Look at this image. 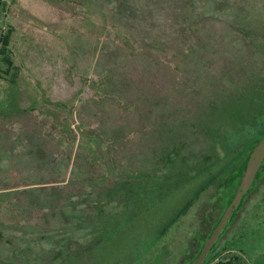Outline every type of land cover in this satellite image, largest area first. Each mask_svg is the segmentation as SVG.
Here are the masks:
<instances>
[{
    "label": "rangeland",
    "instance_id": "rangeland-1",
    "mask_svg": "<svg viewBox=\"0 0 264 264\" xmlns=\"http://www.w3.org/2000/svg\"><path fill=\"white\" fill-rule=\"evenodd\" d=\"M116 2L0 0L20 69L16 83L0 79V264H184L204 211L220 217V183L239 158L213 177L169 170L202 165L214 142L247 149L264 126L250 112L264 109V0H130L122 19ZM190 17L192 44L179 29ZM144 31L177 40L161 44L160 67L127 56L161 72V88L144 76L117 87L129 109L97 110L103 88L116 90L104 54L124 34L138 52ZM206 264H264V174Z\"/></svg>",
    "mask_w": 264,
    "mask_h": 264
},
{
    "label": "trees",
    "instance_id": "trees-1",
    "mask_svg": "<svg viewBox=\"0 0 264 264\" xmlns=\"http://www.w3.org/2000/svg\"><path fill=\"white\" fill-rule=\"evenodd\" d=\"M117 1L118 2H116L114 6V12L120 16V19L128 18L129 17L128 13H130V9H131L130 0H117ZM2 7H5V3L2 4ZM136 16L138 17L137 14ZM179 19L182 20V22H180L179 25L183 26L181 28L179 27V29L180 30L188 29L187 33L191 36V40H193L191 44L195 43L194 40L195 39L197 40L199 37V35L196 33L199 20L192 19V17H190V19L188 18H182V19L179 18ZM172 22H173L172 24L174 25L176 29L177 21L176 23L175 21H172ZM11 34H12L11 27H8L5 31H3L0 34V79L8 80L11 84H14L16 83L20 69L15 64L13 53L10 48ZM185 34L186 32H184L181 36ZM126 36L127 34H124L122 36L119 35L118 38H119L120 43H118L117 45L115 44L114 49L111 52L109 51L110 53L106 52L107 54H104L105 62H107L108 65L106 67V72L103 73V77L105 78L104 80H108V82L114 85L116 90H110V89L107 90L104 87L102 93L98 96L96 100V105L98 106L97 110H99L100 108L103 111V113H109L112 110L116 112L115 110H118L121 108L129 109L130 105L127 104L128 96L126 95V92L118 91L117 87H121V86L130 87V85L133 84L131 82H137L138 79L142 80V78L145 76L147 81H149L148 84L151 83V85H157L159 88H161V72H156V70L154 69H146V67H144L143 69V66L140 67V65L136 62H134L133 66H131L130 61L132 58L131 59L127 58V56L132 57L131 54H134L137 57L139 55L141 56L139 57L140 59L144 58L148 60L149 62L157 64L160 67L161 66V61H160L161 52H164L166 50L165 48H163V46L174 45V43L177 42L176 37H174V34L171 35L166 32H163L160 34L158 33L153 34L149 31H144L143 33L140 34V37H139L140 50L136 52V47L133 45L132 42L129 41V37L133 38V36L132 35H129V37H126ZM134 40H136L135 37H134ZM169 49H170V52L168 53L167 51V55L169 54L167 61L176 63L180 59L179 51L175 50L172 47H170ZM115 58L117 60H115ZM114 65L117 67L113 71V68L115 67ZM153 90L154 89L152 87L147 88V92L148 91L152 92ZM117 102L119 103V105H116ZM254 109L255 111H253V109L250 108V112L254 118V121H256L257 120L256 115L261 113L262 111L264 112V109L260 110V109H257V107H254ZM113 122L114 121L110 120V121H106L105 123H107V125L109 123L108 127L110 126L109 128H112V130L115 131V135H116V129L114 127L115 125ZM72 124L74 127L76 126L78 127L77 124H79V121L77 120V116H76V119H74V122H72ZM255 125L256 123H254L255 129L254 128L253 129L255 131H258L259 135L252 142L253 144L249 146V148L245 149L246 148L245 142L244 140H241V139L226 143L227 145H224V146H219L216 144V142H214L212 144L213 146L211 150V154H212L211 157L208 159L206 158L203 161L202 165L195 166V165L181 164L180 167H178L176 170H174V168L172 170H169V174L170 175L172 174L174 175V177H177V178L181 177L182 179L183 177L190 178L196 172L200 173L204 171L208 173L209 177L211 176L213 177L218 171L220 170L225 171L227 166L231 164V161L235 160L231 158L236 156L237 158H239V160L236 159V162L234 163L232 170L228 172L226 175L227 179L222 180V182L220 183L221 188H220L219 196L220 197L222 196V198L224 197V206L222 209L224 210L226 206L225 204L227 203L230 195L233 193L236 182L239 178L241 163L243 162L247 153L250 151L253 145L264 135V126L263 125L260 126V124H257L256 126ZM202 131L206 132V128L204 129L202 128ZM216 166L218 167L214 169V167ZM173 170H174V173H172ZM263 174H264V166L262 170L260 171L259 179L262 177ZM198 188H196L195 191L193 190L191 192L189 196L190 198L188 199L187 203H189V200H191L195 195H197ZM247 195H248L247 193L244 195L242 205ZM239 210H240V207L236 210V212H238ZM218 219L211 224L209 232L212 230V228L214 227ZM168 224L169 222L166 223L165 227H167ZM208 233L202 239V242L198 246L197 251L193 255H191L190 259L187 260V264H190L193 258L198 254L203 243L207 239ZM135 243L137 244V246H139L137 241H135ZM132 244L133 242L129 245L130 250H128V254H127L128 258L130 257V254L132 253L131 252ZM215 246L216 244L210 249L208 258L210 257V254ZM125 262L126 261L124 260V263Z\"/></svg>",
    "mask_w": 264,
    "mask_h": 264
},
{
    "label": "water",
    "instance_id": "water-1",
    "mask_svg": "<svg viewBox=\"0 0 264 264\" xmlns=\"http://www.w3.org/2000/svg\"><path fill=\"white\" fill-rule=\"evenodd\" d=\"M264 166V135L253 145L241 163L239 178L218 221L210 231L198 254L190 264H203L225 227L229 224L243 196L253 187Z\"/></svg>",
    "mask_w": 264,
    "mask_h": 264
},
{
    "label": "flooded vegetation",
    "instance_id": "flooded-vegetation-1",
    "mask_svg": "<svg viewBox=\"0 0 264 264\" xmlns=\"http://www.w3.org/2000/svg\"><path fill=\"white\" fill-rule=\"evenodd\" d=\"M259 174H260V173H259ZM259 174H258V177H257V179H256V181H255L253 187L247 192V194H249L251 191L254 190V188H255L257 182L259 181ZM247 196H248V195H247ZM247 196H246V197H247ZM243 197H244V196H243ZM245 199H246V198H245ZM244 201H245V200H244ZM242 202H243V198H242ZM242 202H241V204H240V206H239L240 209H241V207L243 206V205H242ZM241 205H242V206H241ZM211 210H212V207H211V206H208V209H206V210L204 211L203 220L201 221V230H200V231H196V232L192 235V237H190V238H191V239H190V244H189L188 249L186 250V254H187V256H186V260H185L184 264H187V260L190 259L191 255H193V254L197 251V249H198L197 244H198L199 240L202 241L200 238L203 237V234H205L206 231H207V233L209 232V230H207V229L205 230L204 227L207 226L208 224L211 225V224L213 223L211 220H209V218H210V215H209V214H210ZM236 210H237V209H236ZM236 210H235L234 215L232 216V218H231L229 224L225 227V229H224L223 232L221 233L219 239L221 238V236L223 235V233L226 231V229L230 226V224L233 222V220H234L235 216L237 215V213L240 211V210H239L238 212H236ZM207 233H206V234H207ZM209 233H210V232H209ZM209 233H208V235H209ZM205 236H206V235H205ZM202 239H203V238H202ZM219 239L217 240V242L219 241ZM217 242H216L215 244H217ZM192 246L195 247V248H192ZM208 256H209V255H208ZM207 260H208V257L206 258V260H205V262H204L203 264H206V261H207Z\"/></svg>",
    "mask_w": 264,
    "mask_h": 264
}]
</instances>
